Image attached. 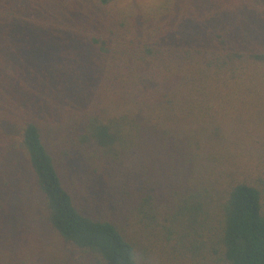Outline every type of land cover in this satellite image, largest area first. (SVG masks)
I'll return each mask as SVG.
<instances>
[{
  "label": "trees",
  "instance_id": "trees-1",
  "mask_svg": "<svg viewBox=\"0 0 264 264\" xmlns=\"http://www.w3.org/2000/svg\"><path fill=\"white\" fill-rule=\"evenodd\" d=\"M256 126L264 0H0V264H37L33 200L89 264H148L64 186L69 160L108 169L105 185L128 198L116 205L166 256L264 264Z\"/></svg>",
  "mask_w": 264,
  "mask_h": 264
},
{
  "label": "rangeland",
  "instance_id": "rangeland-1",
  "mask_svg": "<svg viewBox=\"0 0 264 264\" xmlns=\"http://www.w3.org/2000/svg\"><path fill=\"white\" fill-rule=\"evenodd\" d=\"M131 1L134 0H123V3L131 4ZM155 1L156 0H135V3H137V5L149 7ZM250 134L251 136L259 137L258 135H260L262 137L264 136V131H258L256 126ZM44 143L49 152L56 157L57 154L50 144V140L46 138ZM61 162L62 161L58 163L59 165L61 164L58 169L63 179L64 186L70 191L77 203L82 205V207L95 216L109 218L116 222L124 232L127 239L136 245L139 258L141 256L148 264H177V262H180L179 264L199 263L194 261L191 256H177V259L174 255H170L169 257L166 256L161 247L156 249V243H154V240L160 242L159 238L152 240L151 238L144 239L143 231L136 225L132 224L134 221L132 214L121 210V208L116 205V203L121 202V198L128 201L127 196L120 194L118 191L117 194H115L113 193L115 191L113 190V187L105 185L108 177V169L103 170L101 174L94 175L82 160L74 162L69 160L68 163L62 162L64 164ZM254 163L257 171L263 168L262 158H260V160L255 159ZM121 173H129L131 176L134 175L133 169L131 173V168H128V172L125 171V169H122ZM26 183L27 182L21 177L20 189L23 193V199L26 201L25 203L28 202L29 204L30 194L27 200V195L23 190V185ZM141 184L142 183L140 182L134 184L132 190H140L142 188ZM104 201L110 202L114 204V206L107 205V208H104V206L100 204L106 203ZM35 202L37 201L33 200L32 203L29 204L31 217H26L28 223V227L26 226V228L31 233L30 239L33 241L32 247L35 249L36 246H38L42 249L41 256L35 258L37 264H89V260L87 258L88 256L77 250L72 245L65 243L59 236L51 231L46 224L45 213L38 210ZM34 218L35 221L33 220ZM144 240L147 241L148 246L140 247L144 246ZM142 251L144 252L143 254ZM33 254V256H35V253ZM92 264H96V262H92Z\"/></svg>",
  "mask_w": 264,
  "mask_h": 264
}]
</instances>
